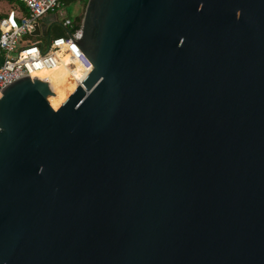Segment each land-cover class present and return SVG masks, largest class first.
<instances>
[{"label":"water","instance_id":"1","mask_svg":"<svg viewBox=\"0 0 264 264\" xmlns=\"http://www.w3.org/2000/svg\"><path fill=\"white\" fill-rule=\"evenodd\" d=\"M80 25L0 93V264H264V0H87Z\"/></svg>","mask_w":264,"mask_h":264},{"label":"built area","instance_id":"2","mask_svg":"<svg viewBox=\"0 0 264 264\" xmlns=\"http://www.w3.org/2000/svg\"><path fill=\"white\" fill-rule=\"evenodd\" d=\"M22 4L27 13L10 9L6 15H0V50L3 61L0 64V93L16 78L43 67L56 66V61L63 59L81 37V26L69 35L38 37L25 39L32 35L35 25L45 15L56 13L60 7L59 0H16ZM58 18V17H57ZM66 29L73 26L68 16L61 19Z\"/></svg>","mask_w":264,"mask_h":264},{"label":"crops","instance_id":"3","mask_svg":"<svg viewBox=\"0 0 264 264\" xmlns=\"http://www.w3.org/2000/svg\"><path fill=\"white\" fill-rule=\"evenodd\" d=\"M21 6H23L22 4H19V3H10V2H7L6 0H0V15H5L10 9L14 8L16 9L17 11H19L20 13H23V14H26L25 11L22 10ZM55 15H57V12L55 13ZM52 13L50 14H47L45 16H43L39 21H38V24H39V27L44 29L45 28V23L43 21V19L47 20V21H51L52 20ZM42 34L41 35H36V34H32L27 37H25V39H37L38 37H41V38H45L44 37V32L42 31L41 32ZM3 61V51L0 50V64L2 63Z\"/></svg>","mask_w":264,"mask_h":264},{"label":"trees","instance_id":"4","mask_svg":"<svg viewBox=\"0 0 264 264\" xmlns=\"http://www.w3.org/2000/svg\"><path fill=\"white\" fill-rule=\"evenodd\" d=\"M6 1L10 2V3H16L17 2L16 0H6ZM77 1H81L85 5L87 0H59L60 6H62L65 3H76ZM21 8L23 11H25L27 13V9L24 6H21ZM68 17L72 20L73 26L68 28L67 30H69L70 32H73L75 28H78L81 26L80 24H81L82 15L77 14L73 18L70 16H68ZM60 35H66V28L62 26L61 22L59 24H56L53 26L50 37L52 38L54 36H60ZM27 36L30 37V35H27Z\"/></svg>","mask_w":264,"mask_h":264},{"label":"rangeland","instance_id":"5","mask_svg":"<svg viewBox=\"0 0 264 264\" xmlns=\"http://www.w3.org/2000/svg\"><path fill=\"white\" fill-rule=\"evenodd\" d=\"M85 5L81 1H77L76 3H65L59 8L56 9L57 17L59 22L64 16L74 17L75 15H82L84 12ZM6 15V14H5ZM4 16V15H1Z\"/></svg>","mask_w":264,"mask_h":264},{"label":"flooded vegetation","instance_id":"6","mask_svg":"<svg viewBox=\"0 0 264 264\" xmlns=\"http://www.w3.org/2000/svg\"><path fill=\"white\" fill-rule=\"evenodd\" d=\"M55 21H59V19L57 18V19H55ZM59 23V22H58ZM58 23H53L52 25H51V27H50V29H49V35L51 36V32H52V28H53V26L54 25H56V24H58ZM45 37V36H44ZM46 38V37H45Z\"/></svg>","mask_w":264,"mask_h":264},{"label":"bare ground","instance_id":"7","mask_svg":"<svg viewBox=\"0 0 264 264\" xmlns=\"http://www.w3.org/2000/svg\"><path fill=\"white\" fill-rule=\"evenodd\" d=\"M49 67H50V66H49ZM53 67H56V66H53ZM44 68H48V67H43L42 69H44ZM42 69H41V70H42ZM39 71H40V70H39Z\"/></svg>","mask_w":264,"mask_h":264}]
</instances>
